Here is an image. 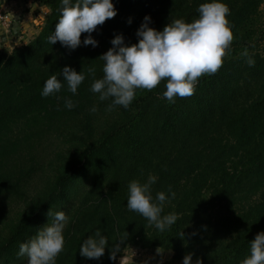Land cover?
I'll list each match as a JSON object with an SVG mask.
<instances>
[{
    "label": "trees",
    "instance_id": "16d2710c",
    "mask_svg": "<svg viewBox=\"0 0 264 264\" xmlns=\"http://www.w3.org/2000/svg\"><path fill=\"white\" fill-rule=\"evenodd\" d=\"M42 1L49 12L39 34L11 52L0 47V264H28L19 247L50 222L51 209L68 216L56 264H118L128 249L158 247L177 263L194 253L193 264H241L264 231V0H219L230 9L231 52L216 74L199 78L194 95L170 104L162 80L137 89L127 109L111 110V98L101 101L90 88L103 78L99 57L115 36L131 46L146 16L163 31L172 20L198 19L200 4L211 0H113L117 15L92 33L98 46H84L83 33L75 50L47 42L62 0ZM66 66L84 71L76 94L63 81ZM52 75L63 87L43 97ZM67 99L76 107H65ZM50 140L60 145L45 163L39 150ZM149 175L157 178L153 202L158 192L168 196L161 215L178 216L164 232L127 208L130 182ZM97 229L108 248L99 260L85 259L79 249ZM126 232L113 261L110 249Z\"/></svg>",
    "mask_w": 264,
    "mask_h": 264
},
{
    "label": "clouds",
    "instance_id": "9594fccd",
    "mask_svg": "<svg viewBox=\"0 0 264 264\" xmlns=\"http://www.w3.org/2000/svg\"><path fill=\"white\" fill-rule=\"evenodd\" d=\"M197 11L199 18L193 22L175 19L163 31L150 27L151 17L146 16L136 33L139 42L131 46L125 44L123 35H116L111 41L113 47L99 57L104 61L103 78L95 79L90 90L98 93L101 101L111 98L109 110L115 106L127 109L135 99L137 89L151 91L162 80L167 81L162 98L170 104H174L177 97L194 95L199 78L214 75L223 66L224 58L230 54L234 40L232 27L227 19L230 13L227 5L219 0H211L200 4ZM116 15L113 0H62L60 18L47 42L51 45L60 42L69 50H75L81 46L82 34L87 33L83 45L97 47L98 41L92 37V33ZM242 55L247 58L246 62L250 67L255 65V60L249 56L247 49ZM61 71L68 91L76 94L86 78L84 71L77 72L68 66ZM95 71L94 67L88 69V73L93 76ZM62 87L61 80L52 75L46 80L41 95H55ZM65 107L71 110L76 105L71 99H67ZM91 111L94 113L97 109L93 107ZM156 179L149 175L146 183L131 181L128 186L127 208L164 232L177 221L178 216L175 213L161 215L168 200L165 192H158L157 202H153L151 186ZM169 192L175 198L171 186ZM47 215L50 222L19 247L18 257H26L28 264H56V258L64 251L63 230L68 223V216L64 211L54 212L52 209ZM127 236L126 232L118 242L113 243L110 249L111 260L117 259V253L121 251V244ZM180 237L184 238V232L180 233ZM108 245L107 236L97 229L83 241L79 253L85 259L99 260L105 255ZM164 253L162 247L156 249V254L162 258ZM193 255L194 253L186 254L183 264H193ZM120 264H126L124 256L120 259ZM195 264H203V261L197 259ZM241 264H264V231L250 242V255Z\"/></svg>",
    "mask_w": 264,
    "mask_h": 264
},
{
    "label": "rangeland",
    "instance_id": "374dc122",
    "mask_svg": "<svg viewBox=\"0 0 264 264\" xmlns=\"http://www.w3.org/2000/svg\"><path fill=\"white\" fill-rule=\"evenodd\" d=\"M42 0H0V18L1 15L9 19L8 26H3V21L0 20V47L8 52L15 48L28 44L33 40L43 27L47 13V8L42 5ZM264 9V7H263ZM58 141H47L44 144L43 150L40 149V157L47 161L58 150ZM38 183H34L37 187ZM19 207L11 206L10 211L17 212ZM133 249H128L123 253V256L128 259L126 264H183L173 261L172 252L165 251L163 258L153 252L144 250L135 255ZM122 256V257H123ZM121 257V258H122ZM118 264H120V259Z\"/></svg>",
    "mask_w": 264,
    "mask_h": 264
},
{
    "label": "built area",
    "instance_id": "2783aa9c",
    "mask_svg": "<svg viewBox=\"0 0 264 264\" xmlns=\"http://www.w3.org/2000/svg\"><path fill=\"white\" fill-rule=\"evenodd\" d=\"M1 21H3V26H8V23H9V19H7L6 17L2 16L1 15V18H0ZM142 250H137L135 251V255L138 254V252H140ZM144 252H147V250H144ZM150 252H153V251H150ZM128 262V259L126 258V263Z\"/></svg>",
    "mask_w": 264,
    "mask_h": 264
}]
</instances>
